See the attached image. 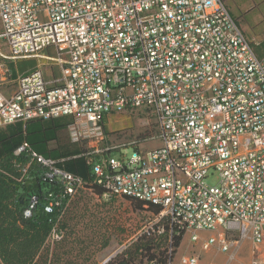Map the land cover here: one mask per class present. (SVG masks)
I'll list each match as a JSON object with an SVG mask.
<instances>
[{
    "label": "built area",
    "instance_id": "built-area-1",
    "mask_svg": "<svg viewBox=\"0 0 264 264\" xmlns=\"http://www.w3.org/2000/svg\"><path fill=\"white\" fill-rule=\"evenodd\" d=\"M0 38L8 47L1 59L42 58L58 67L51 80L40 67L21 74L10 95L0 88V127L70 117V140L88 147L89 181L26 141L14 151L27 150L63 197L81 190L97 202L139 200L153 219L138 234L167 233L171 244L188 233L229 261L244 239L264 245V55L223 0H0ZM50 47L55 54L43 55ZM133 109L155 115L161 144L142 151L132 140V153L119 160L110 155L118 146L106 143L105 121ZM209 171L215 184L206 182ZM48 196L44 210L52 213L60 201ZM37 201L29 197L24 216ZM64 209L45 244L63 239ZM173 255L166 264H199L198 254L177 263Z\"/></svg>",
    "mask_w": 264,
    "mask_h": 264
},
{
    "label": "trees",
    "instance_id": "trees-1",
    "mask_svg": "<svg viewBox=\"0 0 264 264\" xmlns=\"http://www.w3.org/2000/svg\"><path fill=\"white\" fill-rule=\"evenodd\" d=\"M143 110V109H142ZM67 116H60L52 119H32L39 125V129L31 130L29 120L25 122L23 133L11 141V147L4 152L0 159V260L3 264H33L36 256L45 248V238L53 223L58 219L59 211L62 208L64 213L60 217L59 227L64 231V237L55 244L64 242L67 234L66 215L70 210V203L74 199L90 195L87 191L79 190L68 200L67 196L60 194L61 185L58 181L50 180L43 175V168L34 160H31L27 150L15 154L14 151L26 141L30 148L44 157L56 159L63 158L62 164L56 165L69 172H72L85 181L91 178L90 166L87 164V149L85 144L81 146L70 144L63 137L64 143L60 144L62 127L69 123ZM107 133V131H106ZM49 141H56L57 146L48 149L46 144ZM56 161V160H55ZM26 167L23 172L22 168ZM42 185L46 186L43 187ZM48 193L60 201L52 213L44 210L48 202ZM36 195L37 204L29 216L23 212L27 207L29 197ZM120 203L127 217L131 219L137 208L143 207L141 201L132 198L114 199L105 204L111 208H117ZM66 206V207H65ZM153 212L158 208L149 206ZM83 229L87 233L90 222H82ZM74 233V232H73ZM181 241V233L173 236L171 244L168 241L167 233L138 234L122 249L111 256L104 264H166L169 256H172ZM85 258L90 257V248L87 242L83 244ZM169 248L171 252L169 253ZM164 253H166L164 255Z\"/></svg>",
    "mask_w": 264,
    "mask_h": 264
},
{
    "label": "rangeland",
    "instance_id": "rangeland-1",
    "mask_svg": "<svg viewBox=\"0 0 264 264\" xmlns=\"http://www.w3.org/2000/svg\"><path fill=\"white\" fill-rule=\"evenodd\" d=\"M223 1L236 17L240 29L246 36L256 33L264 38V0ZM0 48L3 52H8L1 38ZM42 52L46 55L55 54L52 47ZM54 73L56 75L58 73L56 68H54ZM105 122L107 123L106 143L118 146L110 152V155L119 160L127 158L132 153V140H140L139 148L142 151L150 150L161 144V139L155 137L156 117L149 110L133 109L109 114ZM62 133L66 140L70 139L66 126L62 127ZM84 144L87 149L86 143ZM217 180V174L209 171L206 182L215 184ZM123 206L124 203H120L117 206L118 209L111 208L104 202H97L92 195L88 194L85 197L74 199L70 203V210L65 219L69 226L64 242L53 245L45 244V248L36 256L33 264H104L103 261L122 244L127 245L131 239L135 241L141 226L153 219L152 214L142 207L137 208L130 219L124 213ZM85 221L93 224L87 233L81 224ZM199 234L207 237L216 233L202 230ZM84 242L88 243L91 251L88 259L85 258ZM234 251V258L229 261L227 252L217 250L215 246L202 250L200 243H191L189 234L185 233L174 251L172 261L177 263L183 254L192 253L199 255V264H250L254 258L264 259V245L255 248L250 239L242 240Z\"/></svg>",
    "mask_w": 264,
    "mask_h": 264
},
{
    "label": "crops",
    "instance_id": "crops-1",
    "mask_svg": "<svg viewBox=\"0 0 264 264\" xmlns=\"http://www.w3.org/2000/svg\"><path fill=\"white\" fill-rule=\"evenodd\" d=\"M246 37L252 42L253 49L255 52H257V55L259 56L264 55V38L258 36L256 33H252L251 35L246 36ZM4 44L6 43L4 42ZM3 53L7 54L8 52H3ZM42 54L46 55L43 52ZM20 63L22 65H20ZM36 67H40L43 70L46 80H51L52 78H55L59 75L58 67L55 64L47 60H44L42 58H26V59H14V60L0 58V88L2 89L4 94L10 95L15 89L16 79L21 74L28 72ZM54 68H56V70L58 71L57 75L54 73ZM5 70H6V73H5ZM4 73L7 74L5 75V77H4ZM65 118L68 119V121L70 122L69 116ZM25 122L27 121H16V122L0 127V159L4 156V152L10 149L11 141L12 140L15 141V138L20 134V131H21V134L24 135L23 128H24ZM105 125H107L106 122H105ZM29 128L31 130H36V129H39V125L36 124L34 120H29ZM62 135L63 134H60V137H61L60 144L65 142L63 141L64 139L62 138ZM67 142L70 144H75L76 146H79V147L81 146L80 142H72L70 139H68ZM56 146H57L56 141H49L46 144V148L48 149H52ZM62 159L63 158H56L55 159L56 163L58 165H61Z\"/></svg>",
    "mask_w": 264,
    "mask_h": 264
}]
</instances>
